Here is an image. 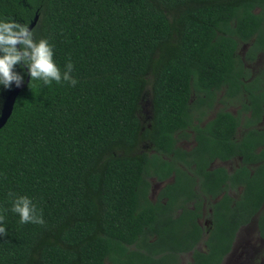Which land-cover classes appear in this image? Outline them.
<instances>
[{
    "label": "trees",
    "instance_id": "trees-1",
    "mask_svg": "<svg viewBox=\"0 0 264 264\" xmlns=\"http://www.w3.org/2000/svg\"><path fill=\"white\" fill-rule=\"evenodd\" d=\"M36 14L76 84L29 80L0 129V264H222L256 216L264 237V78L238 54L264 51V0H0V17ZM9 193L45 223L21 224Z\"/></svg>",
    "mask_w": 264,
    "mask_h": 264
},
{
    "label": "clouds",
    "instance_id": "clouds-1",
    "mask_svg": "<svg viewBox=\"0 0 264 264\" xmlns=\"http://www.w3.org/2000/svg\"><path fill=\"white\" fill-rule=\"evenodd\" d=\"M19 45V47L17 46ZM53 45L45 38L36 39L34 28L21 24L12 17H0V87L10 88L13 83L19 87L23 82L21 74L26 69L30 82L48 85L62 81L75 85L71 76L73 64L68 61L61 71L54 60ZM19 66L21 71H16ZM11 211L18 215L21 224L45 223L37 205L26 195L9 193ZM4 216L0 215V236L5 234Z\"/></svg>",
    "mask_w": 264,
    "mask_h": 264
},
{
    "label": "rangeland",
    "instance_id": "rangeland-1",
    "mask_svg": "<svg viewBox=\"0 0 264 264\" xmlns=\"http://www.w3.org/2000/svg\"><path fill=\"white\" fill-rule=\"evenodd\" d=\"M247 44L243 45V48L240 51V54L243 55L244 50ZM249 67L252 69L253 73H258L261 69L264 68V54H261L260 57L254 62L249 64ZM8 89L0 87V110L2 108L3 100L7 95ZM229 102V101H228ZM224 107V104L217 100L214 107L208 112V115L205 116V120L210 119L214 114ZM228 109L236 113L240 107V102L238 100H233L230 104L227 105ZM139 116L145 127L151 125L153 118V105H152V95H151V86L149 85L144 93L143 99L141 101V108L139 111ZM241 134V133H240ZM181 146L189 148L194 144L192 137L183 138L180 143ZM151 144L146 141H142L135 149V152L140 153L143 151H149ZM240 163L239 158H235L229 161H220L217 160L213 163V167L224 166L229 171H232ZM153 187L151 191V197L155 199L159 193L162 186L167 182H158L156 178H152ZM264 212V207L262 209ZM258 216L253 218L252 222L248 225L242 227L234 244L232 252L227 255L222 264H264V237L259 235L257 227ZM209 218L207 213L205 217L201 219V223L207 224ZM200 248H203L204 245L201 244ZM190 260V254L186 255L185 260ZM186 264V263H185Z\"/></svg>",
    "mask_w": 264,
    "mask_h": 264
},
{
    "label": "water",
    "instance_id": "water-1",
    "mask_svg": "<svg viewBox=\"0 0 264 264\" xmlns=\"http://www.w3.org/2000/svg\"><path fill=\"white\" fill-rule=\"evenodd\" d=\"M38 20V15L36 14L34 20L30 23L29 28H33ZM19 47V45H17ZM30 77L27 75L25 80L21 83L19 87L15 84L8 88L7 95L3 100L2 108L0 110V129L7 123L10 116L13 113L14 105L20 90L29 82Z\"/></svg>",
    "mask_w": 264,
    "mask_h": 264
},
{
    "label": "flooded vegetation",
    "instance_id": "flooded-vegetation-1",
    "mask_svg": "<svg viewBox=\"0 0 264 264\" xmlns=\"http://www.w3.org/2000/svg\"><path fill=\"white\" fill-rule=\"evenodd\" d=\"M34 20V19H33ZM32 20V21H33ZM31 21V22H32ZM30 25V24H29ZM244 44H247V46H246V48H245V50H244V53H243V55H241L240 54V51H241V49L243 48V45ZM249 47H250V43L248 42V43H240V47H239V49H238V54L244 59V61H245V64H244V66H245V68L247 69V71L250 73V75H251V77H250V79H248V81H251L252 79H254V78H258V76H261L262 78H264V68L263 69H261L258 73H253V71H252V69L249 67V64H251V63H254L259 57H260V55L261 54H264V51H260V52H258L257 54H256V57H255V59L254 60H247L246 59V55H247V51H248V49H249ZM263 85H264V83H263ZM244 95H246V94H244ZM240 108V107H239ZM238 108V109H239ZM260 124H264V120L260 123ZM190 148V147H189ZM212 166H213V164H212Z\"/></svg>",
    "mask_w": 264,
    "mask_h": 264
}]
</instances>
